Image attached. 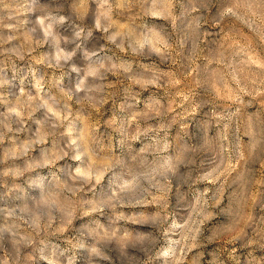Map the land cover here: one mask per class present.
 <instances>
[{
    "label": "rangeland",
    "instance_id": "obj_1",
    "mask_svg": "<svg viewBox=\"0 0 264 264\" xmlns=\"http://www.w3.org/2000/svg\"><path fill=\"white\" fill-rule=\"evenodd\" d=\"M0 264H264V0H0Z\"/></svg>",
    "mask_w": 264,
    "mask_h": 264
}]
</instances>
